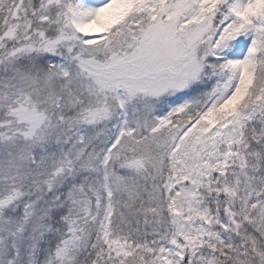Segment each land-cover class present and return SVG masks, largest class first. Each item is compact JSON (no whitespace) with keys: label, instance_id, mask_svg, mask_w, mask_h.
<instances>
[{"label":"snow or ice","instance_id":"1","mask_svg":"<svg viewBox=\"0 0 264 264\" xmlns=\"http://www.w3.org/2000/svg\"><path fill=\"white\" fill-rule=\"evenodd\" d=\"M0 264H264V0H0Z\"/></svg>","mask_w":264,"mask_h":264}]
</instances>
